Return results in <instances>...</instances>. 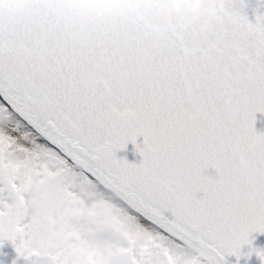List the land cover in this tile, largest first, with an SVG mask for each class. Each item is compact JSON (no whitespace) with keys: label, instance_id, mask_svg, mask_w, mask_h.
I'll list each match as a JSON object with an SVG mask.
<instances>
[{"label":"snow or ice","instance_id":"obj_1","mask_svg":"<svg viewBox=\"0 0 264 264\" xmlns=\"http://www.w3.org/2000/svg\"><path fill=\"white\" fill-rule=\"evenodd\" d=\"M190 2L125 0L123 16L84 24L60 22L57 0H7L0 248L11 264H264L252 237L264 234V0H211L198 29L169 13ZM129 144L139 163L117 157Z\"/></svg>","mask_w":264,"mask_h":264},{"label":"clouds","instance_id":"obj_2","mask_svg":"<svg viewBox=\"0 0 264 264\" xmlns=\"http://www.w3.org/2000/svg\"><path fill=\"white\" fill-rule=\"evenodd\" d=\"M4 10L0 12V20L5 24L13 22V16L7 11V0H2ZM154 4V0H144L142 5L145 11H149ZM155 6H159V0H155ZM30 5L25 4L24 14H27ZM211 0H192L187 4H176L170 7L169 13L172 19L179 25L188 29H198L202 17L209 14ZM75 9V12L73 11ZM57 19L62 23L71 22L73 15L76 16V23L90 24L96 22L97 13H104L102 18H107V13L118 9L119 14L123 16L126 9L125 0H75L72 8L65 0H57L56 4ZM169 25L164 21H157L154 30L163 34L167 31Z\"/></svg>","mask_w":264,"mask_h":264},{"label":"water","instance_id":"obj_3","mask_svg":"<svg viewBox=\"0 0 264 264\" xmlns=\"http://www.w3.org/2000/svg\"><path fill=\"white\" fill-rule=\"evenodd\" d=\"M250 19H253L250 16ZM256 130L258 132H264V116H260V114H257V122L255 124ZM143 138L138 137L137 142L142 143ZM118 158H125L128 160L129 163H139L140 156L138 153L135 152L133 146L129 144L125 150H122L117 153ZM207 175L215 177L216 173L214 169H208ZM253 247L264 249V234L259 233H253ZM249 251V248L247 245H245L241 252L247 253ZM226 260L228 264H237L236 258L234 256L226 257ZM239 264H260L259 259L256 257L255 254H253L250 258H246L244 255L241 256Z\"/></svg>","mask_w":264,"mask_h":264},{"label":"rangeland","instance_id":"obj_4","mask_svg":"<svg viewBox=\"0 0 264 264\" xmlns=\"http://www.w3.org/2000/svg\"><path fill=\"white\" fill-rule=\"evenodd\" d=\"M13 258L14 253L10 245L6 244L3 248H0V264H11Z\"/></svg>","mask_w":264,"mask_h":264}]
</instances>
